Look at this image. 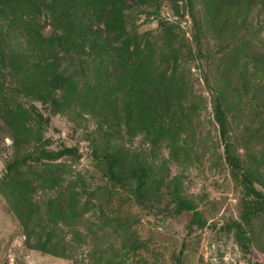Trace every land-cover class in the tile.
Wrapping results in <instances>:
<instances>
[{
    "label": "trees",
    "instance_id": "obj_1",
    "mask_svg": "<svg viewBox=\"0 0 264 264\" xmlns=\"http://www.w3.org/2000/svg\"><path fill=\"white\" fill-rule=\"evenodd\" d=\"M165 1L172 15L189 16L196 40L204 31L214 46H225L219 57L222 66L220 61L217 66L221 77L211 85L212 111L224 160L242 187L239 218L232 227L245 250L254 238L256 221L264 216V47L252 41L248 23L254 10L264 13V0H198L199 17L192 12L194 0ZM160 4L0 0V121L12 145V157L0 176V194L25 237L34 236L30 248L69 258L57 233L65 226L79 236L76 225L82 211L77 178L63 184L67 172L58 161L77 158V149L46 147L42 131L48 116L35 103L52 114L96 118L99 131L90 142V153L106 182L128 191L134 202L148 209L163 195L166 212H190L188 230L203 225L199 211L182 193L180 180L166 177V162L184 165L190 157L188 130L198 99L190 98L181 63L191 50L178 37L174 21L159 18L152 40L128 23L133 8L156 16ZM45 26L47 35L42 33ZM228 69H233V78L226 76ZM248 108L255 121L248 119L242 129L259 146L253 151L245 145L242 158L235 116ZM48 189L55 194L35 198ZM119 226L125 254H134L140 242L124 223ZM173 262L180 264L178 255ZM133 264H145L144 258L137 256Z\"/></svg>",
    "mask_w": 264,
    "mask_h": 264
},
{
    "label": "rangeland",
    "instance_id": "obj_2",
    "mask_svg": "<svg viewBox=\"0 0 264 264\" xmlns=\"http://www.w3.org/2000/svg\"><path fill=\"white\" fill-rule=\"evenodd\" d=\"M142 10L133 8L129 13L128 23L138 35L152 40L157 33V20L164 18L178 24V37L191 50L181 63L187 75L190 98L198 99L188 130L190 157L184 165L166 162V177L180 180L182 193L199 211L203 225H193L188 230L190 212H166L163 195L154 203V208L148 209L134 202L128 191L110 186L91 159L90 142L99 126L96 118L73 112L52 114L35 103L42 115L48 116L42 131L43 138L48 139L46 147L54 150L63 146L75 147L78 152L77 158L63 157L58 161L65 164L67 172L63 184L77 178L75 190L78 192V206L82 209L76 225L79 236L60 226L57 238L65 242L69 258L30 248L34 236L29 240L25 237L0 194V264H133L137 256L144 258L145 264H174L175 255H178L180 264H264V216L256 221L254 238L249 240L245 250L236 242L232 227V222L239 218L242 187L223 157L213 118L211 93V85L221 77L218 69L223 59L219 57L225 46L222 50L214 46V39L204 31L196 40L189 16L172 15L165 0H161L156 16L146 15ZM192 12L199 17L198 0L193 1ZM252 16L248 21L252 41L263 48L264 13L254 10ZM42 33L47 35L49 27L45 26ZM219 61L221 65L217 68ZM225 73L228 78H233V69ZM249 109L235 116L238 151L242 158L245 145L253 151L259 146L242 129V124L255 121ZM160 155L165 156L166 150L161 149ZM11 157V140L0 121V176ZM54 194V190L48 189L37 192L35 198L42 200ZM121 223L140 242L141 247L134 254H125L124 238L119 230Z\"/></svg>",
    "mask_w": 264,
    "mask_h": 264
}]
</instances>
